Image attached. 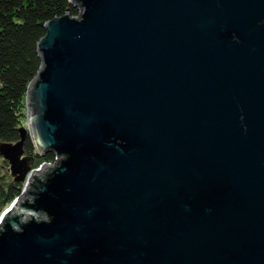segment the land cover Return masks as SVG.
Wrapping results in <instances>:
<instances>
[{
    "label": "water",
    "instance_id": "water-1",
    "mask_svg": "<svg viewBox=\"0 0 264 264\" xmlns=\"http://www.w3.org/2000/svg\"><path fill=\"white\" fill-rule=\"evenodd\" d=\"M71 3L0 145V264H264V0Z\"/></svg>",
    "mask_w": 264,
    "mask_h": 264
},
{
    "label": "trees",
    "instance_id": "trees-1",
    "mask_svg": "<svg viewBox=\"0 0 264 264\" xmlns=\"http://www.w3.org/2000/svg\"><path fill=\"white\" fill-rule=\"evenodd\" d=\"M66 14L79 16L71 0H0V143L20 141L28 87L42 66L37 45L45 25ZM26 151L35 163L53 164L55 156L37 153L29 137ZM23 184L0 185V215L17 200Z\"/></svg>",
    "mask_w": 264,
    "mask_h": 264
},
{
    "label": "flooded vegetation",
    "instance_id": "flooded-vegetation-1",
    "mask_svg": "<svg viewBox=\"0 0 264 264\" xmlns=\"http://www.w3.org/2000/svg\"><path fill=\"white\" fill-rule=\"evenodd\" d=\"M2 143H5V142H1L0 145ZM16 143L17 142H15V143H8V144H16ZM23 159H26V160L29 159V166L31 168L33 167V164L35 163V158L27 153V151H26V144L24 146V155L21 157V160H23ZM0 161L2 163L0 167H2L3 169L4 168L7 169V171H6L7 174L4 175V176H0V185L7 186V185H15V184H17L18 182H16V178L12 174V170H11L10 163L7 160H5V158L2 157L1 155H0Z\"/></svg>",
    "mask_w": 264,
    "mask_h": 264
},
{
    "label": "rangeland",
    "instance_id": "rangeland-1",
    "mask_svg": "<svg viewBox=\"0 0 264 264\" xmlns=\"http://www.w3.org/2000/svg\"><path fill=\"white\" fill-rule=\"evenodd\" d=\"M23 126H25L27 128V119L23 121ZM1 161H0V166H1ZM44 165V163H36V164H33V167H32V170H40V168ZM7 169L6 168H2L0 167V176H4L7 174ZM5 211V210H4ZM3 211V212H4Z\"/></svg>",
    "mask_w": 264,
    "mask_h": 264
}]
</instances>
